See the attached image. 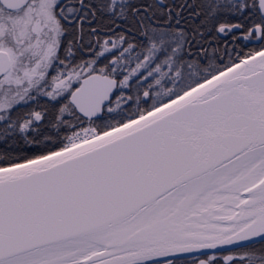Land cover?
Returning <instances> with one entry per match:
<instances>
[{
  "label": "snow or ice",
  "instance_id": "obj_1",
  "mask_svg": "<svg viewBox=\"0 0 264 264\" xmlns=\"http://www.w3.org/2000/svg\"><path fill=\"white\" fill-rule=\"evenodd\" d=\"M0 264H264V0H0Z\"/></svg>",
  "mask_w": 264,
  "mask_h": 264
},
{
  "label": "trees",
  "instance_id": "obj_2",
  "mask_svg": "<svg viewBox=\"0 0 264 264\" xmlns=\"http://www.w3.org/2000/svg\"><path fill=\"white\" fill-rule=\"evenodd\" d=\"M225 59H227V58H225ZM32 154H33L32 152H27V151L20 153L21 156H24V155H32Z\"/></svg>",
  "mask_w": 264,
  "mask_h": 264
},
{
  "label": "flooded vegetation",
  "instance_id": "obj_3",
  "mask_svg": "<svg viewBox=\"0 0 264 264\" xmlns=\"http://www.w3.org/2000/svg\"><path fill=\"white\" fill-rule=\"evenodd\" d=\"M85 126H87V125H85ZM225 254H228V253H225Z\"/></svg>",
  "mask_w": 264,
  "mask_h": 264
}]
</instances>
